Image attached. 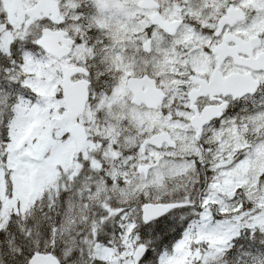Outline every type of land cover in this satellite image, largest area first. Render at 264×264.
Returning <instances> with one entry per match:
<instances>
[{
    "label": "snow or ice",
    "instance_id": "obj_1",
    "mask_svg": "<svg viewBox=\"0 0 264 264\" xmlns=\"http://www.w3.org/2000/svg\"><path fill=\"white\" fill-rule=\"evenodd\" d=\"M0 264H264V0H0Z\"/></svg>",
    "mask_w": 264,
    "mask_h": 264
}]
</instances>
